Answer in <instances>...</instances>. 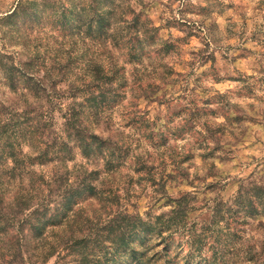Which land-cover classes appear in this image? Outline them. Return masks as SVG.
Here are the masks:
<instances>
[{
	"label": "rangeland",
	"instance_id": "374dc122",
	"mask_svg": "<svg viewBox=\"0 0 264 264\" xmlns=\"http://www.w3.org/2000/svg\"><path fill=\"white\" fill-rule=\"evenodd\" d=\"M4 56L21 88L48 70L55 91L36 103L12 92ZM97 67L112 74L106 99L83 119L125 161L107 176L73 148L67 168L98 169L109 201L78 199L84 239L33 264H80L83 251L84 264H264V215L243 217L233 202L244 187L264 188V0H0V127L40 118L63 140L67 84ZM137 217L151 227L127 230L121 245L97 238Z\"/></svg>",
	"mask_w": 264,
	"mask_h": 264
},
{
	"label": "trees",
	"instance_id": "16d2710c",
	"mask_svg": "<svg viewBox=\"0 0 264 264\" xmlns=\"http://www.w3.org/2000/svg\"><path fill=\"white\" fill-rule=\"evenodd\" d=\"M163 45V54L168 53L173 47L167 42ZM4 58L9 63L4 64L3 75L12 92L22 90L21 97L24 98L33 93V103H36L35 101L40 100L42 96L38 93H44L48 85L55 91L58 74L48 70L43 79H34L30 76L27 83L33 85L21 88L18 68L14 66L11 57ZM109 73L97 67L83 78L77 76L76 81L67 84L73 101L64 115L63 140H60L61 137L55 135L52 130H46L45 126L50 124L40 118H30L26 126L13 124L15 126L10 130L6 123L0 127L3 128L0 131V264L46 262L61 250L68 249L71 252L72 247L80 243L77 241L84 239V229L75 220L74 207L77 200L90 195L97 197L101 202L109 201L104 194L111 191L101 189L103 184L98 183V169L88 170L79 166L69 170L66 166V162L72 159L74 147L80 151L83 158H94L96 163H100L102 171L107 176L124 164V156L115 151L118 149L117 144L112 143L110 139H102L89 133L83 119L99 116L102 99H106L101 84L110 83L107 82L111 80L108 77ZM86 78L89 82L85 87L89 89L86 88L88 90L84 92L86 95L84 103L76 102L74 99L77 91L80 84L83 85L81 81ZM23 112L26 113L27 110ZM90 122L97 124L94 121ZM23 145L27 148L26 151H23ZM45 163H50L53 167L49 176H45L43 170L37 171L34 168L35 165L41 166ZM71 176L74 178L73 182H69ZM233 202L243 217L264 215V188L254 183L244 187L238 191ZM178 207L176 212L185 209L181 203H178ZM214 211L221 212L220 207ZM122 218L128 220L126 216ZM159 219L160 217L156 218ZM124 225L125 227L112 226L109 229L110 232L115 231L114 238L101 235L97 238L101 239V243L121 245L127 230H133L135 227L145 230L151 227V222H142L137 217L133 219L131 225L126 223ZM80 237L81 239H78ZM88 255L89 253L85 251L80 252L77 261L84 264Z\"/></svg>",
	"mask_w": 264,
	"mask_h": 264
}]
</instances>
